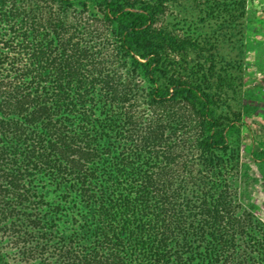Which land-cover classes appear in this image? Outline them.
<instances>
[{
  "label": "trees",
  "instance_id": "obj_1",
  "mask_svg": "<svg viewBox=\"0 0 264 264\" xmlns=\"http://www.w3.org/2000/svg\"><path fill=\"white\" fill-rule=\"evenodd\" d=\"M165 1L0 0V264H264Z\"/></svg>",
  "mask_w": 264,
  "mask_h": 264
},
{
  "label": "rangeland",
  "instance_id": "obj_2",
  "mask_svg": "<svg viewBox=\"0 0 264 264\" xmlns=\"http://www.w3.org/2000/svg\"><path fill=\"white\" fill-rule=\"evenodd\" d=\"M244 1L242 11L228 3L221 14L216 9L210 15L203 6L212 1L167 0L159 20L167 33L189 44L165 55L167 74L200 84L217 117L240 116L227 129V174L242 206L264 223V0Z\"/></svg>",
  "mask_w": 264,
  "mask_h": 264
}]
</instances>
